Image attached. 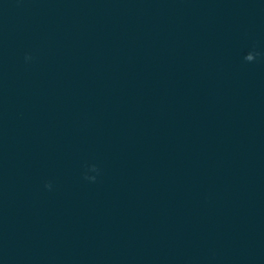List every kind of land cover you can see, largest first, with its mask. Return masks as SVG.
I'll list each match as a JSON object with an SVG mask.
<instances>
[{"label":"clouds","instance_id":"1","mask_svg":"<svg viewBox=\"0 0 264 264\" xmlns=\"http://www.w3.org/2000/svg\"><path fill=\"white\" fill-rule=\"evenodd\" d=\"M258 55H259V53H256V52H252V51H250V52H248V53L245 55L244 59H245L246 61H248V62H253V61L256 59V57H257ZM30 60H31V56H25V61H26V62H27V61H30ZM91 170H92V171H97V169H96L95 166H92ZM85 179H88V180H92V181H94V180H95V177H94V176H86ZM45 187L48 188V189H51L52 185L49 183V184H46Z\"/></svg>","mask_w":264,"mask_h":264}]
</instances>
